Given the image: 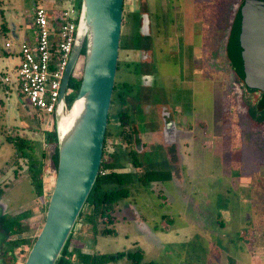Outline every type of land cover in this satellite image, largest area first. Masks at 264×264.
Wrapping results in <instances>:
<instances>
[{"label": "rangeland", "instance_id": "obj_1", "mask_svg": "<svg viewBox=\"0 0 264 264\" xmlns=\"http://www.w3.org/2000/svg\"><path fill=\"white\" fill-rule=\"evenodd\" d=\"M236 1L175 0L172 10L169 4L158 1L159 23L165 24L172 18V28L178 32L169 33L166 42L156 41L153 51L156 63H152V69L146 65L150 70L144 71L154 75L150 97L167 103L166 107L172 106L169 108L173 115L162 116L163 124L171 119L167 124H170L169 130L162 127L161 134H165L162 139L160 134L155 140L147 139L150 133H138L136 126L135 129L139 139L137 148L146 151L139 155L140 160L147 168L166 172L168 176L159 175L156 181L136 183L129 188V196L117 206L118 220L112 225L115 233L96 238L102 253L140 247L144 252L143 261L153 264H264V120H260L264 112L259 103L255 104L259 92L256 95L244 85L225 51L233 17L229 14L234 13ZM61 2L0 0V14L19 28L17 37L0 33V83L4 76L16 78L19 62V55L5 47L6 38L12 42L9 49L14 50L34 31L35 6L45 4L56 8ZM185 10L189 11L192 23L187 31H181V15H185ZM140 28L134 19L125 21L121 28V47L134 46L133 39ZM138 57L137 52L128 54L125 49L119 50L115 82L136 83L133 93L142 90L138 86L139 76L129 74L127 68L124 70L121 61ZM82 69L83 62L76 71L79 77ZM9 87V97L0 87V141L7 134H19L35 141L42 136L39 149L51 151L53 147L47 146L43 133L45 127L47 131L54 130V121L53 125L48 124L49 115L41 114L37 118L29 115L33 121L25 118L22 112L28 110L27 101L19 96L14 84L9 83ZM252 103L254 107L249 106ZM174 104L178 106L173 107ZM116 110L117 105H112L110 111ZM113 119L112 116V123ZM110 130L108 152L113 142L119 140L115 133L118 128ZM11 145L3 149V158L10 155ZM36 154H40L38 149ZM15 166L19 168L20 163L12 155L0 171L3 191L0 202L6 204L8 218L20 214L33 198L29 182L22 179V174H13ZM47 178L44 194L35 196L36 202L29 207L38 206V209L35 207L24 236H36L43 224L55 174ZM79 230L91 236L90 226L81 221L75 234ZM80 243L77 240L75 246L79 247ZM30 247L16 248L12 264H23ZM115 264L128 262L121 257Z\"/></svg>", "mask_w": 264, "mask_h": 264}, {"label": "water", "instance_id": "obj_2", "mask_svg": "<svg viewBox=\"0 0 264 264\" xmlns=\"http://www.w3.org/2000/svg\"><path fill=\"white\" fill-rule=\"evenodd\" d=\"M123 4L124 0H80L75 42L54 112L58 148L54 185L43 224L23 264H57L80 224V213L102 161L118 66ZM239 20L238 37L231 43L232 63L244 85L259 90L264 100V0H245ZM147 26V17L144 16L142 29ZM81 55L80 86L68 106V83ZM79 99L82 100L79 111L65 130L60 129L61 118ZM5 207L6 204L0 202V264L7 263L4 244L11 239L1 228Z\"/></svg>", "mask_w": 264, "mask_h": 264}, {"label": "trees", "instance_id": "obj_3", "mask_svg": "<svg viewBox=\"0 0 264 264\" xmlns=\"http://www.w3.org/2000/svg\"><path fill=\"white\" fill-rule=\"evenodd\" d=\"M76 3L79 5L80 0H76ZM239 21L238 14L234 20H232L231 29L227 37L228 54L231 59V63V43H234L238 37L240 29ZM140 37V35L135 37L136 43L139 42ZM83 53L84 51H82V54ZM231 65L235 71L233 63ZM80 81L81 78L73 76H71L69 80V93L66 97L68 106H70L78 92ZM128 87L129 85L126 83H116L114 85L112 102L116 92L120 104V110L117 113L119 123L117 125L118 130L116 132V137L130 144L132 142V131L129 124V111L124 97L125 89H128ZM19 96L21 97L20 93ZM259 105L261 111L264 112L263 97L259 101ZM33 114V118H37L39 112L36 111ZM110 117L111 115L109 113L100 170L86 200L83 211L79 216V219L83 222V224L90 226L92 239H95L98 235L115 233V229L112 225L118 220L116 216L117 206L120 201H123L129 196V188L131 186L136 183L148 184L150 181H156L158 180L159 175H162L163 177L168 176L166 172L160 173L157 170L149 169L146 166L143 167L140 157L136 154V151L123 148L120 142L117 143L116 141V143H113L112 150L110 152L107 151V140L112 134L109 126ZM260 120L262 121L264 118H261ZM37 124L39 125V123ZM5 139L7 142L13 144V148L15 150L14 156L17 158V162L20 159L24 160L26 165L25 172L30 178L33 191L36 196L41 197L45 191V183L43 180L45 168H52L53 170H56L57 168L58 148L55 131L46 132L47 146L53 147L49 152H46L43 149H38L39 144L37 141L31 140L19 134H7ZM37 149L40 153L39 157L35 156ZM106 155L109 156L108 159H106ZM126 167L130 168V170L119 171V169ZM138 168H141L142 170L137 171ZM102 171H104V173H102ZM2 192L3 191L0 190V195ZM27 218V216L24 217L22 214L15 217L12 216V218H8L6 215L1 217V228L5 229L10 236L14 235V238L6 241L4 244L5 251L9 249L10 252V259L6 264H12V262H14L15 259L12 254V250L14 248H19L24 245L30 247L36 239L37 235L34 237L23 235V233L28 229ZM22 220H24V223ZM5 255L7 256V252ZM72 257H74V261H72ZM121 257H125L128 264H153L151 261H143L144 252L140 247H135L126 251H118L116 253H96L93 251L72 249L69 243L65 246L62 256L58 260L57 264H115L116 260Z\"/></svg>", "mask_w": 264, "mask_h": 264}, {"label": "built area", "instance_id": "obj_4", "mask_svg": "<svg viewBox=\"0 0 264 264\" xmlns=\"http://www.w3.org/2000/svg\"><path fill=\"white\" fill-rule=\"evenodd\" d=\"M78 18L76 0H63L56 8L36 5L33 15L35 39L25 38L19 43L16 78H3L4 83L16 86L29 107L38 111L39 115H49L47 123L50 125H53L63 75L75 42ZM5 46L10 47L11 43L6 42ZM81 62L83 55L73 69V77H81L76 75ZM51 173L55 174V170L45 168V184Z\"/></svg>", "mask_w": 264, "mask_h": 264}, {"label": "flooded vegetation", "instance_id": "obj_5", "mask_svg": "<svg viewBox=\"0 0 264 264\" xmlns=\"http://www.w3.org/2000/svg\"><path fill=\"white\" fill-rule=\"evenodd\" d=\"M244 2H245V0H237L236 2H234L235 11H234V13L229 14L230 16H233L231 18L232 20H234V18L240 13ZM232 20H231V24H232ZM147 28H148V26H147ZM139 31H142V28H140ZM229 31H230V28L228 29L227 34H229ZM138 35L141 36L140 38H143V35H141L140 32H138L137 35H135V37ZM166 41L167 40L165 39V35H164L161 43L166 42ZM161 43H160V46H162ZM154 44L155 43H151V42L149 43L148 41L142 40L140 43L139 42L135 43L134 46H129V47L124 48V47H121V45H120V49L127 50L128 54H129V52H132V51L138 53L139 57L137 59L130 60V61L124 60L121 62L124 66V70H126V68H127V71L129 74H137L139 76L138 77V79H139V85L138 86L142 90L138 91V93L137 92L133 93V90H134L133 85H135L136 83L134 84L132 82H127V81L126 82L120 81L119 83L115 82V84L116 83L117 84L126 83L129 85L128 89H125L124 97L126 100V105L128 107V111H129V124H130L131 131H132V142L130 144L125 142L124 140H120V139L118 140V143L120 142L122 144L123 148H128V149H132V150L136 151V154L138 156L140 154L145 153L146 151L141 152L137 148V142H139V139H138L137 130L135 129V126L139 130L138 133L142 132V133H150L151 134V135H149V137H147L148 134L146 135L147 139L154 138V140H155V138L158 137L159 134H160V137L162 139L165 135V134L164 135L161 134L162 127L168 128L170 126V124L169 125H167V124L171 122V119H170L169 122L166 121L163 124V117L162 116H163V114H165V117H167V116L170 117V115H173L172 114L173 112H171L170 111L171 109L169 108L172 106L166 107L165 105H168L167 103L157 102L152 97H150V93L152 91L151 88H153V84H154V78H153L154 75L152 74V72H146L144 70L145 69H147V70L152 69V63H153V65L156 63L155 55L153 52L154 51ZM227 44L228 43L226 41L225 51L229 57ZM188 51H189L188 53H190V47H188ZM119 60H120V58H119ZM229 60H230V65H231L232 63H231L230 57H229ZM118 64H119V62H118ZM148 64L150 66V69L148 67H146V65H148ZM231 67L233 68L232 65H231ZM117 69H118V66H117ZM250 92H252L256 95L259 92L260 96H258V98H257L258 100L255 101V104L259 103V101L262 98V93L256 89L250 90ZM113 94H114V90H113ZM112 97H113V95H112ZM115 104L117 105V110L115 111V113H112L109 109V113L111 115L109 126H110V129L113 128L114 130H115V127L118 128L117 125L119 123V120H118L117 113L120 110V104H119L116 92H115V97H114L113 102L111 101L110 108L112 105H115ZM252 104H253L252 106L251 105H249V106L254 107L255 104L254 103H252ZM175 106H178V105L174 104L173 107H175ZM158 107H159V112L156 114V108H158ZM164 108H166L168 111L165 112L166 109H164ZM163 109H164V111H163ZM133 111H134V113H133ZM112 116L114 118L113 123H112ZM133 116H134V118H133ZM159 118H161L162 120L160 121ZM136 122L138 123L137 125H135ZM172 123H173V121H172ZM107 126H108V124H107ZM169 129L170 128H168V130ZM115 133H116V130H115ZM147 142H149V141H147ZM157 143L153 144L152 146L157 145ZM132 146H134V147H132ZM141 162H142L143 167L146 166L145 163H143V161H141ZM126 169H127V171L130 170V168H128V167H126ZM12 254H13L14 259H15L16 248H14L12 250ZM8 256H9V258L7 256H5L7 261L10 259V254H8Z\"/></svg>", "mask_w": 264, "mask_h": 264}, {"label": "crops", "instance_id": "obj_6", "mask_svg": "<svg viewBox=\"0 0 264 264\" xmlns=\"http://www.w3.org/2000/svg\"><path fill=\"white\" fill-rule=\"evenodd\" d=\"M158 1L159 0H124V4H123V19H125V20H123V23L125 21L127 22L128 20L130 21L131 19L133 21V19H134L135 21H137L141 25V28H142L143 17L144 16L148 17L147 18L148 28L145 29V30L142 29V31H138V32H140L141 35H143V38H139V43L142 40L148 41L149 43L150 42L151 43H156L157 40L162 41L164 35L166 37L171 32H175V33L178 32V30H175V29L172 28L174 26L173 25L174 20L172 18H170V19H168L166 21L163 20V22L165 21L166 25L164 23H162V24L159 23L160 19H159L158 15H157V12H156ZM160 1L161 2L163 1L164 4H169L171 6V10H172L173 3H174L175 0H160ZM175 8H177V7L175 6ZM179 13H180V11H179ZM0 16H1V19H0V33H2L4 35H6L7 33H12V35L14 37H17V35H18L17 33H18V30H19V28L17 27V24H14L13 21H11V23L9 24V21L5 18V16L2 13L0 14ZM191 23L192 22L189 19V11L185 10V15L184 16L181 15V23H180L181 24V29L180 30L181 31H187V28H188V26H191ZM166 26H169V27L167 28ZM32 29L34 30L32 35H28L26 38H30V39L33 40V39H35V29H34V27H32ZM133 41H135V36H134ZM6 42H10L11 46L10 47H6L5 46V47L12 54L14 53L16 55H19L18 54L19 44H17V46H16V48L14 50H10L9 48L12 47V42L8 38H6L5 43ZM9 51L8 52L5 51V52L9 53ZM17 65H16V67H17ZM0 87L3 88L5 94L8 96V93L10 91L9 84H6V83L3 82V83H0ZM16 107H17V104H16ZM26 109H28V110H24L22 112L24 117L29 119V117L31 116L33 118L34 117L33 113H35L36 111L33 110L29 106H27ZM17 112L19 113L18 109H17ZM32 118L29 119V120L31 121ZM28 119H27V122H29ZM46 132H47V129L45 127V131L43 133V137L45 135V143H46ZM36 141L39 144V148H41L42 147V136H41V138L37 139ZM7 145L12 146L11 143L7 142V140L5 138L3 139V141H0V159H1V161H0V171H2V168H3L4 165H6L7 161H9V159L12 158V155L14 156L15 150L12 147L10 155L5 156L4 158L2 157L3 149L6 148ZM39 155L40 154H36L35 153V156L39 157ZM17 163H20V166H19V168H17V166H15L13 168V170H12L13 174H22V177H23L22 179H26L29 182L31 191L33 193V198L29 201V204H27L26 208L22 212H20V214H22L24 217H26V216L28 217L27 218L28 219L27 225H28L29 220L32 217L33 213L36 212V211H34L35 207L38 209V206H35L34 208H31V209H29V207H31L32 203L36 202L35 199H37V198H35L36 194L33 191V187L31 185L30 178L25 172L26 167L23 164V163H25L24 160L23 161L21 160L20 162L18 161ZM22 166H24V167L22 168ZM33 205H35V204H33ZM20 214L18 213V215H20ZM74 234L69 240V245H70V247L72 249L74 248V249H81V250H84V251H93V252H96V253H102V250L97 246V243H96V238L99 235L96 236L95 239H92L91 236H89V235L87 236V234H85V232L82 231V230H79L75 235ZM77 240H80L82 242V243H80L79 247L75 246ZM75 264H77V263H75ZM109 264H113V263H109Z\"/></svg>", "mask_w": 264, "mask_h": 264}, {"label": "bare ground", "instance_id": "obj_7", "mask_svg": "<svg viewBox=\"0 0 264 264\" xmlns=\"http://www.w3.org/2000/svg\"><path fill=\"white\" fill-rule=\"evenodd\" d=\"M82 100L79 99L76 101L75 105L71 109V111L66 115L63 116L60 120V129L65 130L67 126L69 125L70 121L74 118L76 113L79 111L81 107Z\"/></svg>", "mask_w": 264, "mask_h": 264}]
</instances>
